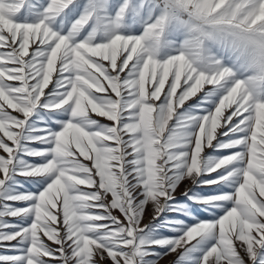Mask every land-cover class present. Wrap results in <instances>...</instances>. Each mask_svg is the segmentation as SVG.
Listing matches in <instances>:
<instances>
[{
	"label": "snow or ice",
	"instance_id": "6c2138e0",
	"mask_svg": "<svg viewBox=\"0 0 264 264\" xmlns=\"http://www.w3.org/2000/svg\"><path fill=\"white\" fill-rule=\"evenodd\" d=\"M230 49L264 69V0H0V264H264V74Z\"/></svg>",
	"mask_w": 264,
	"mask_h": 264
},
{
	"label": "rangeland",
	"instance_id": "374dc122",
	"mask_svg": "<svg viewBox=\"0 0 264 264\" xmlns=\"http://www.w3.org/2000/svg\"><path fill=\"white\" fill-rule=\"evenodd\" d=\"M156 52H157L156 54L158 56H160V57H163L165 55V54H163L162 48H159L158 51L156 50ZM158 52H161L160 55H159ZM194 102H195V98H193L192 100H190V101H188L186 103H194ZM9 112H11L13 115H17L18 117L21 116V114L16 113L12 109H9ZM97 118L101 119L102 122H106V121H104L103 118H99V117H97ZM0 135H2V133H0ZM9 144L11 145V142H9ZM0 155L7 156V154L3 153L1 150H0ZM29 159L33 160V162L38 160V158H29ZM81 159L83 160V158H81ZM84 162L85 163H90L89 161H84ZM0 175H2V174H0ZM186 186H187L186 184H182L179 187V189H177L176 194H175L176 198H177V201L181 202L180 207H184V204L182 202L187 200V197L182 196V192L184 191ZM15 206L22 207V206H25V205L17 203V204H15ZM151 212H152V208H151V206H148L147 211H146V215H145V218H144V221H143L144 223H148V221L151 219ZM114 214L119 215L118 211L114 212ZM169 215L171 216L173 214L169 213ZM200 215H201V218H208L207 214H205V213H201ZM5 219H7L10 223L18 222L17 218L6 217ZM185 219H186L187 223H189V224L195 223L194 219H189L188 217H185ZM169 234H176V233H169ZM45 240H46V238H45ZM13 243H15V242H13ZM48 243H51V242H48ZM162 251H166V249H162ZM181 251H182V249L178 248L175 253H168L166 256L162 257L158 261V264H175V261L178 260L179 254H180ZM0 254H18V253L6 251L5 248L0 247ZM109 260H110V258H109ZM106 264H108V262H106Z\"/></svg>",
	"mask_w": 264,
	"mask_h": 264
},
{
	"label": "clouds",
	"instance_id": "9594fccd",
	"mask_svg": "<svg viewBox=\"0 0 264 264\" xmlns=\"http://www.w3.org/2000/svg\"><path fill=\"white\" fill-rule=\"evenodd\" d=\"M230 53L234 58L237 71L245 78L256 76L259 77L264 74V69L261 68L260 64L256 61L255 56L251 51L231 50Z\"/></svg>",
	"mask_w": 264,
	"mask_h": 264
},
{
	"label": "crops",
	"instance_id": "0c3cea01",
	"mask_svg": "<svg viewBox=\"0 0 264 264\" xmlns=\"http://www.w3.org/2000/svg\"><path fill=\"white\" fill-rule=\"evenodd\" d=\"M103 34L104 33L101 32V35H103ZM149 44H150V46L154 47L155 50H157V51H158L159 48H162L163 54H166V51H167L168 48L175 46V43L169 38L167 30H165L164 40L162 42H156V43L149 42ZM158 53L160 55L161 52H158Z\"/></svg>",
	"mask_w": 264,
	"mask_h": 264
}]
</instances>
